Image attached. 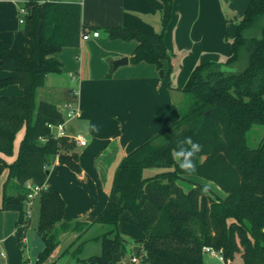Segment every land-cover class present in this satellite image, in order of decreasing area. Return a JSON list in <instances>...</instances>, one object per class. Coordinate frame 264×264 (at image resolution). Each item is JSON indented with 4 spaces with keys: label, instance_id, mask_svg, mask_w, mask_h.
<instances>
[{
    "label": "trees",
    "instance_id": "16d2710c",
    "mask_svg": "<svg viewBox=\"0 0 264 264\" xmlns=\"http://www.w3.org/2000/svg\"><path fill=\"white\" fill-rule=\"evenodd\" d=\"M24 2L26 50L0 40V68L12 72L0 79V89L19 84L24 91L20 96L0 95V175L8 171L1 209L20 212L17 238L23 249L31 223L27 182L44 186L47 170L57 159L82 172L75 139L56 137L51 127L64 121L61 107L47 99L38 101V95L49 75L64 71L56 54L65 47L80 46L83 32L89 29L83 24L80 2ZM149 2L161 10L159 31L123 25L105 31L112 39L136 40L131 62L153 63L162 76L170 77L173 68L164 71V61L171 58L165 31L174 0H163L162 7ZM181 91L180 119L126 155L117 168L108 204L94 220L110 228L94 238L101 242L102 251L86 264H121L134 255L146 264H211L206 246L222 249L227 264H239L238 255L240 264H264V140L253 148L247 138L255 124L264 125V0H250L238 19L227 59L198 64ZM23 130L17 156L10 162ZM188 136L203 145L191 175L214 182L225 197L204 192L205 185L188 180L185 175L189 174L172 158L177 141ZM151 168L161 171L146 176ZM181 181L191 186L185 189ZM37 200L35 230L46 246L35 264H43L59 245L60 232L71 225L64 220L67 204L58 190ZM126 211L145 233L140 251L129 246L127 233L120 230Z\"/></svg>",
    "mask_w": 264,
    "mask_h": 264
},
{
    "label": "crops",
    "instance_id": "0c3cea01",
    "mask_svg": "<svg viewBox=\"0 0 264 264\" xmlns=\"http://www.w3.org/2000/svg\"><path fill=\"white\" fill-rule=\"evenodd\" d=\"M61 1L82 3L84 26L99 30L100 35L57 53L64 71L49 75L45 85L52 89L61 108L67 102L78 107V115L69 121L68 130L88 141L85 146L77 143L82 172H74L57 159L49 168L43 187L46 195L53 189L62 194L67 204L64 220L71 225L59 234V245L49 259L52 264L67 253L66 247L71 241L82 238L83 248L87 241L110 228L94 220L108 204L123 158L180 119V103L184 98L181 89L193 69L200 63L217 60L221 52H225L218 27L219 21H224L222 0H174L172 18L165 31L171 58L164 61V71L167 73L172 67L170 77L162 76L153 63L131 62L136 40L112 39L105 31L106 27L116 25L159 31L161 10L149 0ZM154 1L162 7L163 0ZM229 1L233 4L235 0ZM244 2L248 6L250 0H240L242 6ZM6 40L24 51L17 39ZM24 42L26 47L29 42L26 33ZM123 57H128V63L114 67V61ZM7 74L6 77L12 72ZM2 201L0 240L4 253L0 251V264H26V248L20 246L17 238L20 212L1 209ZM135 223L138 224L136 218L126 211L120 221V230L134 235ZM31 226L30 223L28 230ZM34 231L35 228L27 235L30 240ZM145 238L144 233L141 241ZM129 246L138 245L130 243Z\"/></svg>",
    "mask_w": 264,
    "mask_h": 264
},
{
    "label": "rangeland",
    "instance_id": "374dc122",
    "mask_svg": "<svg viewBox=\"0 0 264 264\" xmlns=\"http://www.w3.org/2000/svg\"><path fill=\"white\" fill-rule=\"evenodd\" d=\"M47 0H40L41 3L45 2ZM81 1V0H80ZM244 5L240 4V0H235L232 4V1H223L222 0V14L224 17V21H219V31L222 33V44L225 49V52H221L220 57L217 60H226L227 57L230 55L231 52V41L234 38L237 30V21L240 17H242L245 13L246 6L245 2ZM25 2L24 0H0V40L3 39L6 40L8 38H11V40H16L17 43L22 45V50H26L25 47V33L23 32V26L24 24L20 22V18L25 17V13L23 12ZM40 14H41V10ZM230 18V20H228ZM3 28V29H2ZM7 33L8 35L2 33ZM2 38V39H1ZM15 42V43H16ZM9 71L5 69L0 68V79L5 78ZM55 75V74H52ZM49 86V85H48ZM45 87L44 90L39 91L38 95V101L41 99H47L49 101L57 103V97L55 98L54 92L51 88ZM50 89V90H49ZM49 90V91H48ZM24 91L22 87L19 84H11L6 87H3L0 89V95L1 96H17L23 94ZM53 94V95H52ZM58 104V103H57ZM24 135V130L21 131L17 137L16 140V147H15V153L13 156L8 157L10 162L14 160V158L17 156L19 145L21 142V139ZM248 144L255 148L258 147L264 140V125L262 124H255L252 128V130L248 133ZM8 160V161H9ZM161 171V169L157 168H151L147 169L145 171V175H153L156 172ZM8 172L7 170L0 175V202L2 201V195H3V182L6 179ZM188 180H191L193 183H201L208 186V193L216 198H222L225 197L226 193L218 187L214 182L206 180V179H199L196 175H185ZM181 184L184 185L185 189H188L191 186V183L181 181ZM46 190L44 189L42 194L45 195ZM32 218H31V227L30 230L27 231L28 233H33V228L37 226L38 220H39V201L37 200L33 210H32ZM136 228L135 230H132V233L134 235L127 233V238L131 245H140L141 238L144 235L143 230L138 226L137 223H135ZM109 226H106L108 228ZM32 239V238H31ZM82 241V238H79L77 240L71 241L67 247L66 251L67 253L60 259L56 264H86V260L91 257L92 255L99 254L102 251L101 242L96 240H89L85 243L82 250L78 253L77 256V248L80 245V242ZM74 250L71 251V250ZM78 257V258H77ZM206 259L211 264H223L218 258L206 255ZM24 260L26 261L30 260L32 262L36 261V258L32 257L31 250L29 247L24 251ZM237 262L240 264L242 262V257L238 255ZM35 264V263H34ZM43 264H52V262L48 259ZM140 264H146V263H140Z\"/></svg>",
    "mask_w": 264,
    "mask_h": 264
},
{
    "label": "built area",
    "instance_id": "2783aa9c",
    "mask_svg": "<svg viewBox=\"0 0 264 264\" xmlns=\"http://www.w3.org/2000/svg\"><path fill=\"white\" fill-rule=\"evenodd\" d=\"M23 12L26 13V11L23 9ZM20 22L24 23V18H20ZM100 35V31L95 29V30H89L86 29L83 34H82V41L83 40H88L90 37H98ZM61 110L64 113V121L59 123L58 125H51L55 132L56 137H63V136H72L73 139H75L76 143H78L81 146L87 145L88 141L87 138L82 136V135H72V133L69 132L68 130V124L69 121L76 117L78 115V107L73 102H67L64 104L63 108ZM27 186L31 190L30 193L28 194V199L26 203V210H27V215L29 217H32V210L35 205L36 199L38 196L42 195L43 192V187L41 185L34 184L32 180H29L27 182ZM30 239L27 236V234L23 237V243L25 244V248L31 250V244H30ZM0 251L4 253V248L2 246V240H0ZM204 252L207 255L214 256L218 258L223 264H227L226 258L224 256L223 250H217L213 247H204ZM35 262H32L28 260L26 264H34ZM141 263V258L138 257L137 255H134L132 257L126 258L122 261L121 264H140Z\"/></svg>",
    "mask_w": 264,
    "mask_h": 264
},
{
    "label": "clouds",
    "instance_id": "9594fccd",
    "mask_svg": "<svg viewBox=\"0 0 264 264\" xmlns=\"http://www.w3.org/2000/svg\"><path fill=\"white\" fill-rule=\"evenodd\" d=\"M202 149L203 145L199 141L188 136L177 141V147L172 150V158L183 173L191 175L196 171V157ZM203 190L208 192V186L205 185Z\"/></svg>",
    "mask_w": 264,
    "mask_h": 264
},
{
    "label": "water",
    "instance_id": "95a60500",
    "mask_svg": "<svg viewBox=\"0 0 264 264\" xmlns=\"http://www.w3.org/2000/svg\"><path fill=\"white\" fill-rule=\"evenodd\" d=\"M128 57H123L120 59H117L114 61V67H117L119 65H123L128 63ZM47 173L49 174V170H47ZM31 244V255L34 258H38L40 256V254L42 253V251L44 250L46 243L45 241L42 239V237L39 235V232L37 230L34 231V235L33 238L30 241ZM137 251H140V247H137Z\"/></svg>",
    "mask_w": 264,
    "mask_h": 264
}]
</instances>
